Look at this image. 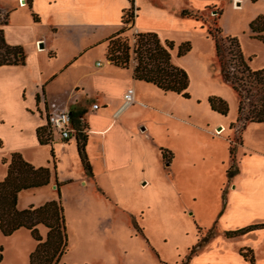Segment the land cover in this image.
<instances>
[{
  "label": "rangeland",
  "instance_id": "rangeland-1",
  "mask_svg": "<svg viewBox=\"0 0 264 264\" xmlns=\"http://www.w3.org/2000/svg\"><path fill=\"white\" fill-rule=\"evenodd\" d=\"M15 2L16 0H0V5L11 6ZM181 4L187 6L185 10L196 13L199 20L189 18L186 25L172 33V37L159 39L161 43L165 40L174 42L171 63L186 72L189 78V98L179 96L177 101H172L145 93L142 94V105L150 103L151 111L147 112L137 105L123 116L127 128L147 129L148 126L155 134V174L151 179L152 186L146 193L139 194L134 190L133 184L141 179L139 167L131 168L126 174L127 180H131L133 184L128 182L131 184L129 186L126 182L125 186H120V179L107 176L102 171V163L96 160L94 180L88 177V189L80 187L77 182L61 184L59 202L64 210L68 247L58 264H187L186 259L191 249L203 237L210 240L204 247L201 245L202 251L208 250L215 241L225 239L222 228L224 224L239 225L249 221H220L218 214L214 215V212L208 210L209 206L216 204L221 206L220 210L225 206L226 195L222 192V196L220 193L216 198L215 190L222 184L226 187L228 163L233 164L234 172L238 169V150L242 144V136L244 148L239 150L240 155L242 150H246L245 147L259 151V140L264 143L262 125H249L241 132L243 116L238 121L239 97L220 71L214 42L208 33L215 34V30L219 28L222 32L219 37L236 38L250 69H264V45L251 39L249 31V23L264 14V0H181ZM5 19L6 11L0 9V26ZM132 25L133 21L122 25L109 38L118 35L132 46L133 36L136 34ZM43 34L42 28H36L38 37ZM109 38L105 42V59L114 66L107 59ZM182 42H189L191 50L178 58L176 47ZM224 55L227 61L229 55ZM135 64L134 55L131 54L127 69L133 68ZM71 83V80L66 81L64 88ZM210 96L221 98L227 103L228 111L225 116L211 111L207 101ZM90 106L91 101L88 100V111ZM180 120L193 126L189 128L190 133L192 130L197 134L196 140L202 146L194 143L191 155L188 156L184 151V144L178 143L172 134V131H186ZM88 124L90 129L95 128L89 116ZM221 125L225 126L223 132L220 134L216 129L217 134L214 133V128ZM230 146L234 149L229 158ZM159 147L167 148L174 154L169 167L162 161ZM10 155L0 152V180L6 176L7 171V164L3 160H8ZM27 157L35 167L52 169V151L46 145L35 156L31 154ZM255 157L256 155L253 160L260 161ZM69 159L70 161L66 160L58 167L59 183L76 179L77 174L72 167L74 162L72 158ZM151 162L153 163L152 157ZM186 164L194 167L187 168ZM205 167L212 175L213 187L206 202H194L190 195L187 196V189H195L202 197L206 195L210 182L206 176L201 175L205 173L202 171ZM194 176L197 177L196 186L192 183L195 182ZM121 179L125 180V176ZM50 188L49 186L47 189L48 193L54 196L55 191ZM78 195L88 196V216L84 214L86 206L80 208L76 201ZM24 201L21 199L22 204ZM39 202L38 199L34 203ZM37 229L44 239L47 230L41 225ZM254 238V234L245 239L243 237L238 245L255 246L258 240L253 241ZM35 247L36 243L26 229H19L7 237L0 233V264H29V255Z\"/></svg>",
  "mask_w": 264,
  "mask_h": 264
},
{
  "label": "crops",
  "instance_id": "crops-1",
  "mask_svg": "<svg viewBox=\"0 0 264 264\" xmlns=\"http://www.w3.org/2000/svg\"><path fill=\"white\" fill-rule=\"evenodd\" d=\"M23 4L25 6H21ZM129 6L128 0H21V3L16 0L11 6L0 5V9L6 11V24L2 26L5 42L11 46H21L25 53L24 65L0 66V152L18 153L29 163L27 156H35L44 148L45 145H41L37 138V129L45 126V104L41 101L44 99L45 102L60 104L69 111H84L81 119L86 125L85 153L92 171V176H88L82 169L75 135L64 141L56 131H52L51 141L46 145L51 148L53 156L51 182L42 188L20 192L18 210L39 207L58 199L57 185L59 192L61 184L72 182L88 189V177L94 180V160L102 163V171L107 176L120 179V186L130 183L126 174L131 168L139 167L141 179L134 184L131 182L134 190L141 194L151 188V179L155 174V134L148 126L147 129L127 128L123 116L137 105L147 112L151 111L150 103L142 105V94L152 93L172 101H177L179 96L164 93L152 84L133 79L132 68H118L106 61L105 42L121 27L123 11ZM134 6L136 15L132 29L135 33L154 32L159 37H172V33L186 25L189 19L181 15L187 7L181 4V0H134ZM27 7L28 10H25ZM32 15L37 21H34ZM38 27L44 30L40 37L36 35ZM68 80L72 83L64 88L63 85ZM130 89L133 90L134 102L125 104L124 95ZM88 100L91 101V106L97 104L98 109L90 106L88 111ZM88 116L95 128H89ZM180 122L186 127V131H172V134L178 143L184 144V151L188 156L191 155L194 143L199 146L201 143L196 140L195 132L191 130L190 133L189 128L193 126L187 121ZM249 125L264 127V124L250 123L246 124L244 130ZM221 126L225 128L224 125ZM219 127L214 128V133L217 134L221 129ZM259 146V151L245 147L246 150H242L240 155L239 150L244 148L242 136V144L238 150V169L234 172L232 168L233 174L228 177L227 171L233 166L228 163L226 187L222 184L215 190L216 198L220 193L222 196V192L226 195L225 206L220 210L221 206L216 204L209 206L208 210L214 212V215L218 214L220 221L224 219L228 223H239L249 219L239 225L224 224V233L264 222L263 141L259 140ZM160 149L171 154L169 163L161 157L165 166L169 167L174 154L163 147L158 148L159 153ZM254 155L260 161L253 160ZM69 158L74 162L72 167L77 174L76 179L59 183L58 167L64 161H70ZM186 166L194 167L189 164ZM202 171L205 173L201 175L209 179V188L203 197L195 189H187V196L190 195L194 202H206L213 187V178L208 168L205 167ZM123 176L125 180L121 179ZM194 179L195 182L192 183L196 186L197 177L194 176ZM49 186L55 191L54 196L48 193ZM21 199L25 200L23 204ZM38 199L40 202L34 203ZM76 201L80 208L86 206L84 214L88 216V196L78 195ZM253 234V241L258 240L257 245H238L243 237L245 239ZM209 240L203 242L202 246ZM203 247L186 259L187 264H264V228L239 237L219 239L208 250L202 251ZM241 249L252 251L253 263L239 255Z\"/></svg>",
  "mask_w": 264,
  "mask_h": 264
},
{
  "label": "trees",
  "instance_id": "trees-1",
  "mask_svg": "<svg viewBox=\"0 0 264 264\" xmlns=\"http://www.w3.org/2000/svg\"><path fill=\"white\" fill-rule=\"evenodd\" d=\"M128 2L130 6L123 11L121 26L134 21L136 15L134 0H128ZM181 15L199 20L196 13L188 10H183ZM32 17L34 21H37L34 15ZM5 24L6 19L0 26V66H22L25 63L24 50L21 46H11L5 42L2 28ZM249 31L251 39L264 45V14L249 23ZM221 33V30L217 28L215 34L209 32L208 35L214 42L215 56L220 71L239 97L237 113L238 121L243 116L242 132L246 124H264V69L251 70L243 57L238 40L230 36L221 38L219 37ZM133 40V45L130 46L127 40H122L118 35L109 38L107 59L114 66L127 69L131 54H133L136 62L132 68L133 79L152 84L164 93H173L188 99L189 78L184 70L171 63L174 42L165 40L161 43L159 36L154 32L136 33ZM190 50V43L183 42L176 47V56L183 57ZM224 53L229 55L227 61ZM207 101L211 111L222 116L227 114V103L221 98L210 96ZM69 112L82 169L88 176H92L85 153L87 136L84 130L86 125L81 119L84 111ZM37 138L41 145H48L51 141V132L46 126L40 127L37 129ZM233 149L232 146L229 147L230 157H232ZM160 153L162 159L169 163L171 154L163 149H160ZM3 163L7 164V171L6 176L0 180V233L7 237L19 229L28 230L32 239L37 243L34 251L29 255V264H58L66 254L68 247V234L64 210L59 202L58 185V199L48 201L39 207L17 209L19 193L49 185L53 171L49 167H34L18 153H12L8 160H3ZM232 168L233 166L227 171L228 177L233 174ZM40 225L47 230L44 239L38 233L37 227ZM262 228H264V222L253 223L240 229L226 231L224 235L226 238H234ZM137 232H140L139 229ZM206 241L205 236L191 249L189 256L197 253ZM240 255L246 261L254 262L251 250L241 249Z\"/></svg>",
  "mask_w": 264,
  "mask_h": 264
},
{
  "label": "built area",
  "instance_id": "built-area-1",
  "mask_svg": "<svg viewBox=\"0 0 264 264\" xmlns=\"http://www.w3.org/2000/svg\"><path fill=\"white\" fill-rule=\"evenodd\" d=\"M97 65L99 66L100 63H97ZM41 101L45 104V126L48 130L50 132L56 131L61 140L68 141L72 139L75 131L71 124L69 110L55 102H45L44 99ZM133 102V90L130 89L124 95V103L132 104ZM91 107L92 109H98L97 104H92Z\"/></svg>",
  "mask_w": 264,
  "mask_h": 264
},
{
  "label": "bare ground",
  "instance_id": "bare-ground-1",
  "mask_svg": "<svg viewBox=\"0 0 264 264\" xmlns=\"http://www.w3.org/2000/svg\"><path fill=\"white\" fill-rule=\"evenodd\" d=\"M235 2H236V1H235ZM236 3H238V2H236ZM236 3H235V5H236ZM23 6H24V5H23ZM236 7H238V6L236 5ZM238 8H239V7H238ZM219 128H221V129H220V131H218V133L221 134V133L223 132V127H219Z\"/></svg>",
  "mask_w": 264,
  "mask_h": 264
},
{
  "label": "water",
  "instance_id": "water-1",
  "mask_svg": "<svg viewBox=\"0 0 264 264\" xmlns=\"http://www.w3.org/2000/svg\"><path fill=\"white\" fill-rule=\"evenodd\" d=\"M218 131H220V130H218Z\"/></svg>",
  "mask_w": 264,
  "mask_h": 264
}]
</instances>
